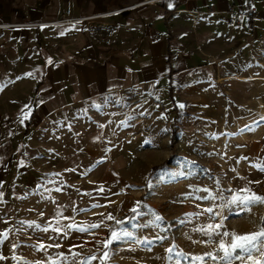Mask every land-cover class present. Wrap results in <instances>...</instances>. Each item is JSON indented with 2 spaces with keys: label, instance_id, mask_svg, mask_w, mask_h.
<instances>
[{
  "label": "rangeland",
  "instance_id": "374dc122",
  "mask_svg": "<svg viewBox=\"0 0 264 264\" xmlns=\"http://www.w3.org/2000/svg\"><path fill=\"white\" fill-rule=\"evenodd\" d=\"M41 25H26L32 48L19 60L28 68L17 73L19 98L35 114L33 178L17 195L0 264H223L209 256H222L220 242L231 240L223 233L264 226V204L249 211L234 202L264 197V82L183 74L174 100L142 91L122 103L75 104L66 92L64 105L57 33ZM254 56L237 55L227 66L264 78V49ZM25 155L23 146L19 160ZM113 226L119 238L105 249ZM262 252L243 264H264Z\"/></svg>",
  "mask_w": 264,
  "mask_h": 264
},
{
  "label": "crops",
  "instance_id": "0c3cea01",
  "mask_svg": "<svg viewBox=\"0 0 264 264\" xmlns=\"http://www.w3.org/2000/svg\"><path fill=\"white\" fill-rule=\"evenodd\" d=\"M147 1L0 0V263L6 248L3 233L12 226L17 195L33 178L28 140L35 114L19 98L17 79L18 71L28 68L19 60L32 48L33 28L26 25L53 23L66 11L101 17L91 24L43 29L57 33L58 98L64 105L66 92L73 95L68 103L75 104L122 103L142 91L171 100L183 74L190 81L197 75L205 81L213 74L242 77L245 71L227 62L248 53L255 57L257 49H264L256 42L264 31V0ZM230 7H251L259 18L255 30L247 28L246 19L240 28L220 23L219 16ZM42 87L38 84L36 93ZM23 146L25 159L19 160Z\"/></svg>",
  "mask_w": 264,
  "mask_h": 264
},
{
  "label": "snow or ice",
  "instance_id": "6c2138e0",
  "mask_svg": "<svg viewBox=\"0 0 264 264\" xmlns=\"http://www.w3.org/2000/svg\"><path fill=\"white\" fill-rule=\"evenodd\" d=\"M258 170L264 172V165L260 166ZM244 191H250V190L244 189ZM234 202L238 204H242L250 211L251 206L264 204V197H260L255 193H252L250 196H245V197L237 196L234 198ZM132 211H136V209L134 208L132 209ZM109 219H112V217L109 216ZM156 219L160 220L161 217L157 216ZM117 223L120 222L117 221ZM92 227L97 228L99 227V225H92ZM217 227H219V225H217ZM210 230H211V226H210ZM84 231H86V229ZM124 235H127V233H125ZM223 235L231 236V240L228 243H225L223 241L220 242L219 250L222 252V256L217 257L215 255L209 254L211 259L222 260L223 264H234V262L237 260L241 261V264H243V262L246 259L251 260L255 252H259L262 249H264V226H261L259 231L253 233H246L241 235L235 232L233 233L225 232L223 233ZM4 236L6 237L7 233H5ZM118 238H119L118 234L116 232H112L111 240H109L104 244L105 249L108 248L112 240H116ZM167 251L169 253H172L173 248H169ZM262 255H264V252H262ZM92 259H96V257H92ZM102 259L105 261L108 259L107 251L103 253ZM193 259L196 261H202L203 258L194 257ZM81 264H85V262L82 261ZM256 264H261V262H256Z\"/></svg>",
  "mask_w": 264,
  "mask_h": 264
},
{
  "label": "built area",
  "instance_id": "2783aa9c",
  "mask_svg": "<svg viewBox=\"0 0 264 264\" xmlns=\"http://www.w3.org/2000/svg\"><path fill=\"white\" fill-rule=\"evenodd\" d=\"M162 0H149L146 3L154 5ZM179 11H175L173 13V17H177ZM190 14V13H189ZM192 17L195 16V11L190 14ZM100 16L95 17H77L72 15L71 11H66L65 14L57 21L49 24L42 25H52V26H75L81 24H91L96 20H99ZM247 20V28L249 30H255V22L259 19L256 12L251 7H245L243 9H237L236 7H230L225 13L219 16V22L226 25L227 27H242L243 20ZM41 25V26H42ZM12 27H16L15 25H11ZM18 27V26H17ZM256 42L260 46H264V31L260 32L257 36Z\"/></svg>",
  "mask_w": 264,
  "mask_h": 264
},
{
  "label": "bare ground",
  "instance_id": "6f19581e",
  "mask_svg": "<svg viewBox=\"0 0 264 264\" xmlns=\"http://www.w3.org/2000/svg\"><path fill=\"white\" fill-rule=\"evenodd\" d=\"M43 27H52V25H42ZM229 80H236V81H263L264 82V78L262 77H256L254 79H248V78H244V77H228V78H224L219 76L218 77V83L223 84L225 83V81H229Z\"/></svg>",
  "mask_w": 264,
  "mask_h": 264
},
{
  "label": "trees",
  "instance_id": "16d2710c",
  "mask_svg": "<svg viewBox=\"0 0 264 264\" xmlns=\"http://www.w3.org/2000/svg\"><path fill=\"white\" fill-rule=\"evenodd\" d=\"M170 97H171V100H174V99H173V96H172V93L170 94ZM122 223H123V221L121 222V224H122ZM115 225H118V224H115ZM115 227H116V226H113V227L111 228L110 232H112V230L115 229Z\"/></svg>",
  "mask_w": 264,
  "mask_h": 264
}]
</instances>
